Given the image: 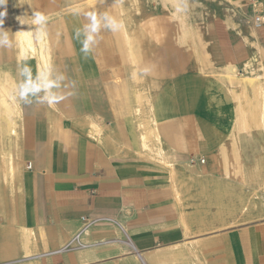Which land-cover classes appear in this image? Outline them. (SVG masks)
Returning <instances> with one entry per match:
<instances>
[{
  "label": "crops",
  "instance_id": "crops-1",
  "mask_svg": "<svg viewBox=\"0 0 264 264\" xmlns=\"http://www.w3.org/2000/svg\"><path fill=\"white\" fill-rule=\"evenodd\" d=\"M142 1L139 13L124 18L136 64L109 4L75 10L74 0L0 3V68L18 76L24 112L22 171L11 185L0 157V264L134 261L185 238L168 165L210 191L229 180L225 160L229 170L237 164L235 102L219 69L264 61V25H252L257 9L264 16V0H182L185 25L162 0ZM14 5L31 18L47 16L49 89L37 61L16 60ZM90 119L102 127V141L91 136ZM153 130L161 139L150 137L143 157L138 141ZM154 141L167 165L151 155ZM25 227L34 230L29 253ZM222 241L219 264H264V220L228 228Z\"/></svg>",
  "mask_w": 264,
  "mask_h": 264
},
{
  "label": "bare ground",
  "instance_id": "bare-ground-1",
  "mask_svg": "<svg viewBox=\"0 0 264 264\" xmlns=\"http://www.w3.org/2000/svg\"><path fill=\"white\" fill-rule=\"evenodd\" d=\"M136 12H140V0H132ZM107 4L118 13L120 21L119 28L124 44L128 45L130 50V58L133 64H136L135 55L132 50V35L125 23V16L129 13L122 0H106ZM164 6L169 8L171 16L174 20L180 21L182 25L186 24L187 15L182 7V0H162ZM236 3H239L237 1ZM99 4V0H74L72 9L82 10L87 7H92ZM247 4V3H246ZM46 17L41 16L31 18L28 12L22 6L21 9L13 11L12 24L14 28L13 41L16 48L15 57L17 62L28 60L30 58L37 61V72L44 78L43 87L49 89L52 84V44L53 40L46 25ZM256 32L253 31V34ZM249 42L248 38L245 37ZM253 46L258 47L257 43L252 42ZM250 65V64H248ZM247 65V66H248ZM223 76V84L229 93V96L235 102L234 111V127L230 136H240L249 143L256 142L254 132L264 131V77L254 75V73L238 76L236 70L231 66L222 67L219 69ZM133 77L136 82H141L143 77L136 67L133 70ZM263 78V79H262ZM262 79V80H260ZM239 87V89H238ZM136 98H141V91L137 90ZM24 122V112L22 106V91L21 83L18 76L9 69L0 68V157L3 159V168L5 177L11 185L15 181L16 175L22 171V166L19 163L21 159L20 140L22 135V127ZM90 127V134L92 137L102 141L103 129L99 123L93 119L88 122ZM150 137H157L161 139L158 132L153 130L150 134L143 133L138 141L139 151L142 152L143 157L149 156L148 142ZM235 148L236 144L234 145ZM224 154L226 150H223ZM227 157V156H226ZM226 162V175H229L228 162ZM256 171L262 172L264 163L258 162L256 164ZM180 171L171 164V179L172 190L174 194L175 204L181 208L178 212L179 225L183 228L185 238H192L186 242L172 245L169 250L158 251L150 253L148 256L149 264H177L175 256H183L188 254L189 258H184L185 264H210L207 253L202 249L199 242L203 234L202 228L206 220L201 216L198 230H194L192 226V219L198 217L199 210H187L185 206V196L182 189L183 185L178 181ZM262 189H264V179L260 181ZM191 189L188 187V191ZM254 201H247L243 196H239L242 207L238 215H230V219L225 217L224 208L226 202L218 197V209L215 217L222 221L220 226L222 228H231L237 226L240 221L239 216L254 217L255 215L260 219L264 218V193L261 196L258 192L253 193ZM262 199V200H261ZM182 206V207H181ZM260 206V207H259ZM245 218V220L247 219ZM216 227V226H215ZM199 232V233H197ZM213 232V231H210ZM193 234H196L193 238ZM24 237L26 241L27 252L29 253V246L33 241L34 230L32 228H24ZM212 240H208L207 244H211ZM206 244V245H207ZM171 248V249H170ZM97 264V263H94Z\"/></svg>",
  "mask_w": 264,
  "mask_h": 264
},
{
  "label": "rangeland",
  "instance_id": "rangeland-1",
  "mask_svg": "<svg viewBox=\"0 0 264 264\" xmlns=\"http://www.w3.org/2000/svg\"><path fill=\"white\" fill-rule=\"evenodd\" d=\"M122 1L124 5L127 8H129V11L132 12L136 11L135 10L136 7L134 8L132 4L133 3L132 0H122ZM142 2L143 1L140 0V4H139L140 10L142 8ZM107 7L108 6L106 0H99V4L97 6L98 10H105L104 8ZM16 9H18V6L14 5L11 10V13H13V11ZM256 14L257 12L255 13V15ZM248 64H250L249 72L245 73V72H241L240 70H236L238 76L242 77L244 75L254 73V75L264 77L263 60H260L259 64H257L254 67L252 66L251 62H248ZM148 109L149 106L146 107V111H148ZM254 134L256 137V142H252V143L247 142L240 136H236L238 145H236L237 148L234 147V153H235V162H237V164L230 165L229 175L231 174V176L229 180L224 183V188H222L221 190L210 191L208 189H203L202 187L199 188L200 184L196 178L192 176H187L181 172L178 175V179H179L178 181L183 185L182 189L184 191V196L186 198L185 206H183V208L190 211L199 210L200 215L192 219L193 229L196 231L198 230V226L200 225L199 218L201 216L205 217L207 220L204 222L202 226V228L204 229L203 232H206L205 234H203L204 236H206V238H204V241L205 240H212V241L211 244L209 245L207 244L201 246L202 249L207 253L210 264H219L223 259L222 252L224 247H223L222 236L223 233L228 229V228H222L225 227V226H220V224H222V221L216 219L215 217L216 210L219 207V205L217 204L219 201L218 197L221 196V199L226 202L224 208H226L227 210L225 211L224 214L225 217L228 218L229 220L230 215H238L240 212L242 204L240 202L239 196H243L245 199H247V201H251V202L254 201V197H253L254 192H258L261 196H263L264 189H262L260 185V181L264 179V168L262 172L258 173L255 167L258 162L264 163V131L263 132L255 131ZM157 146H158L157 141H154L151 145L152 147L151 155L153 157H157V159L159 157V159L162 160L165 165H167V162L163 158V154H162L163 150L161 148L160 149L156 148ZM168 166L171 167V164ZM188 187L191 189L190 191H188ZM178 211H181V208H179ZM247 217L249 216L247 215L242 217L239 216L238 218L240 219V221L237 223V225L264 220V218L259 219L256 215L251 218H247ZM245 218L247 219L245 220ZM195 235L196 234H193L192 237L194 238ZM189 239L192 238H184L183 240H181V243L186 242ZM201 241L202 240H200L199 242ZM161 248H162L161 246L155 247L150 252L145 253L142 257H139L134 261H127V263L125 264H149L148 256L150 253L169 250V248H165V249H161ZM185 257L189 258L190 260L189 253L184 255V257L175 256L177 264H185L183 263Z\"/></svg>",
  "mask_w": 264,
  "mask_h": 264
},
{
  "label": "built area",
  "instance_id": "built-area-1",
  "mask_svg": "<svg viewBox=\"0 0 264 264\" xmlns=\"http://www.w3.org/2000/svg\"><path fill=\"white\" fill-rule=\"evenodd\" d=\"M256 12H257V14L253 18L252 25L255 28H259V27L264 25V16H263V13L261 10L257 9ZM247 65H248V62L243 65V67L240 71L248 73L250 65H248V66ZM31 167H32V165H31V163H29L27 165V168H31Z\"/></svg>",
  "mask_w": 264,
  "mask_h": 264
},
{
  "label": "clouds",
  "instance_id": "clouds-1",
  "mask_svg": "<svg viewBox=\"0 0 264 264\" xmlns=\"http://www.w3.org/2000/svg\"><path fill=\"white\" fill-rule=\"evenodd\" d=\"M0 3H3V0H0Z\"/></svg>",
  "mask_w": 264,
  "mask_h": 264
}]
</instances>
